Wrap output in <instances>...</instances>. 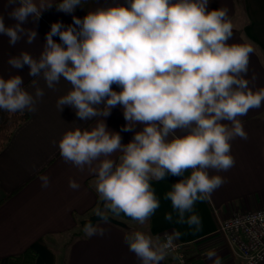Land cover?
<instances>
[{"label":"clouds","instance_id":"obj_1","mask_svg":"<svg viewBox=\"0 0 264 264\" xmlns=\"http://www.w3.org/2000/svg\"><path fill=\"white\" fill-rule=\"evenodd\" d=\"M82 0H60L57 10L72 14ZM209 0H125L89 11L73 23L51 24L38 58L27 51L11 56L15 70L27 66L33 92L15 74L0 77V110L9 113L35 112L44 96L42 79L55 90L61 78L71 89L57 100V108H72L81 121L106 118L120 106L132 139L122 143L119 133L110 130L105 119L90 129L65 132L58 142L65 162L95 176V190L104 210L95 215L108 222V212L145 224L160 207L150 181L167 175L183 177L165 194L176 213V223L201 227L194 212L225 183L221 175L235 165L231 142L246 140L243 121L252 109L264 104V87L253 89L248 74L253 48L229 43L233 25L227 8L209 10ZM53 6L40 0H8L12 10L6 25L0 16V35L10 46L21 39L32 44L36 30L26 29L29 18L35 23ZM59 37V41L53 37ZM113 85L119 87L116 91ZM103 105V108L99 106ZM137 126L140 130L136 131ZM179 133V134H178ZM120 153L118 162L111 157ZM191 170L184 178L185 172ZM42 188L49 186L39 176ZM69 187L79 184L70 179ZM186 213L189 214L186 218ZM165 219L172 221V213ZM85 237L103 236L105 229L91 220L83 224ZM180 233L164 237L133 231L124 236L129 251L141 264H161ZM210 264H223L216 250L205 253Z\"/></svg>","mask_w":264,"mask_h":264},{"label":"crops","instance_id":"obj_2","mask_svg":"<svg viewBox=\"0 0 264 264\" xmlns=\"http://www.w3.org/2000/svg\"><path fill=\"white\" fill-rule=\"evenodd\" d=\"M45 2H51L53 6L44 10L35 23L30 17L24 25L38 33L32 44L26 43L24 38L10 46L8 38L0 35V77L19 74L24 79V87L33 93L30 85L33 78L28 75V67L15 70L8 64V59L21 51L38 58L51 24L62 22L68 26L73 23V15L83 18L98 7L124 3L125 0H82L81 7L72 14L57 10L55 5L60 0ZM208 7L209 10L228 9L233 25L229 43L253 48L245 78L251 80L255 76L250 84L253 89L264 87V0H209ZM11 10L8 0H0V16L4 17L6 25L15 23L9 19ZM53 39L60 42L58 36ZM39 86L44 90V96L37 103L36 111H26L28 118L14 130L0 150V264H7L8 256L21 253L26 248L36 251L34 264H141L124 241V236L133 231L160 237L164 232H179L176 241L181 243L193 264H210L205 257L209 249L216 250L223 264H241L217 233V220L218 217L264 205V104L240 118L248 138L237 137L231 142L235 165L226 172L210 171L212 175L224 177L225 183L208 199L195 203L193 210L201 219L199 231L186 223H176V213L165 194L183 177L167 175L164 180L150 181L160 207L145 224H139L124 213L114 215L109 211L108 214L124 221L127 227L97 221L95 224L104 228L105 234L89 238L85 237L79 221L97 210L100 198L95 190V176L87 167L81 171L65 162L58 142L66 131L90 129L104 119L110 130L121 135L124 144L132 139L134 133L122 130L126 121L120 106L113 108L106 118L97 116L81 121L72 108L65 106L62 111L57 108L58 98L71 89L66 80L61 78L55 90L48 89L42 79ZM113 88L120 91L115 85ZM99 107L103 108V105ZM139 130L140 126H137L136 131ZM119 155L114 153L111 158L118 162ZM190 172H185L184 178ZM41 175L49 178L47 188L41 186ZM70 179L79 184L78 189L69 187ZM166 213H172V221L165 219ZM188 215L186 213V218ZM136 224L143 230L135 229L133 225ZM68 232L79 234L67 242L62 257V251L57 252L49 239ZM58 255L62 257V263L57 259ZM168 256L161 264L168 262Z\"/></svg>","mask_w":264,"mask_h":264},{"label":"built area","instance_id":"obj_3","mask_svg":"<svg viewBox=\"0 0 264 264\" xmlns=\"http://www.w3.org/2000/svg\"><path fill=\"white\" fill-rule=\"evenodd\" d=\"M216 231L241 264H264V205L218 217ZM168 253L166 264H193L180 242Z\"/></svg>","mask_w":264,"mask_h":264},{"label":"trees","instance_id":"obj_4","mask_svg":"<svg viewBox=\"0 0 264 264\" xmlns=\"http://www.w3.org/2000/svg\"><path fill=\"white\" fill-rule=\"evenodd\" d=\"M27 118L28 113L26 111L9 113L0 110V150L8 142L14 130ZM36 256L35 250L26 248L21 253L8 256L7 264H34Z\"/></svg>","mask_w":264,"mask_h":264},{"label":"rangeland","instance_id":"obj_5","mask_svg":"<svg viewBox=\"0 0 264 264\" xmlns=\"http://www.w3.org/2000/svg\"><path fill=\"white\" fill-rule=\"evenodd\" d=\"M133 227L135 229L143 230V227L141 225L136 224V225H133ZM77 234H79V233L78 232L63 233L60 236L50 238L49 240L51 241L52 247L55 248L57 252L62 251V257H64L67 242ZM183 250H184V252H186L185 249H183ZM187 256H188V254H187ZM62 257L58 255L57 259L60 260ZM168 257L170 258V256H168ZM169 258H168V260H169ZM58 263H60V262H58ZM61 263H62V261H61Z\"/></svg>","mask_w":264,"mask_h":264},{"label":"water","instance_id":"obj_6","mask_svg":"<svg viewBox=\"0 0 264 264\" xmlns=\"http://www.w3.org/2000/svg\"><path fill=\"white\" fill-rule=\"evenodd\" d=\"M97 209L104 210V202L101 199L98 203ZM89 220H91L93 223H96L97 221H100V218L97 217L95 215V213H93V214L89 215L88 217L81 219L79 221L80 226L83 228V224ZM108 221L115 224V225L121 226V227H127V224L124 221L117 219L110 214H108Z\"/></svg>","mask_w":264,"mask_h":264}]
</instances>
